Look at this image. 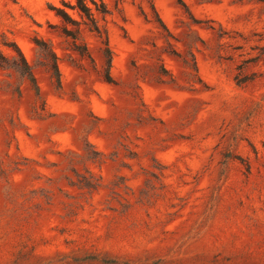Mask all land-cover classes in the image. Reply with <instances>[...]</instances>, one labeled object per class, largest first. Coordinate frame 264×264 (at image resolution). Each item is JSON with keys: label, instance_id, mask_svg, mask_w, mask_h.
Instances as JSON below:
<instances>
[{"label": "rangeland", "instance_id": "374dc122", "mask_svg": "<svg viewBox=\"0 0 264 264\" xmlns=\"http://www.w3.org/2000/svg\"><path fill=\"white\" fill-rule=\"evenodd\" d=\"M182 1L105 0L107 82L60 0H0L40 89L0 69V264H264V0Z\"/></svg>", "mask_w": 264, "mask_h": 264}, {"label": "trees", "instance_id": "16d2710c", "mask_svg": "<svg viewBox=\"0 0 264 264\" xmlns=\"http://www.w3.org/2000/svg\"><path fill=\"white\" fill-rule=\"evenodd\" d=\"M179 2L185 7L182 0H179ZM49 9L59 20L58 28L60 34L66 39L71 40V50L81 57L91 59L88 47L83 42L82 29H87L100 39L103 45L102 54L105 62V80L111 82L112 51L109 46L107 29L101 23L110 14V9L105 0H60V5H50ZM154 13L162 28L167 30L157 12L154 11ZM34 43L43 57L42 63L44 67L50 73L55 86L59 88L61 86V72L56 52L49 42L41 38H35ZM3 45L11 48L14 55L7 56L0 51V69L4 71L13 70L23 75L31 84L35 95L39 96L40 89L36 77L21 48L15 42H12L11 45L7 43H3ZM194 68L196 69V66Z\"/></svg>", "mask_w": 264, "mask_h": 264}]
</instances>
